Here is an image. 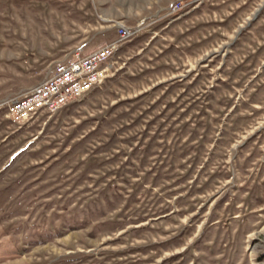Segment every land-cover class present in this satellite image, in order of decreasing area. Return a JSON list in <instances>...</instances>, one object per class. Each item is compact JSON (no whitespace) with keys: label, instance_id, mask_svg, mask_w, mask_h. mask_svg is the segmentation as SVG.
<instances>
[{"label":"rangeland","instance_id":"obj_1","mask_svg":"<svg viewBox=\"0 0 264 264\" xmlns=\"http://www.w3.org/2000/svg\"><path fill=\"white\" fill-rule=\"evenodd\" d=\"M118 24L99 87L10 120ZM0 264H264V0H0Z\"/></svg>","mask_w":264,"mask_h":264},{"label":"built area","instance_id":"obj_2","mask_svg":"<svg viewBox=\"0 0 264 264\" xmlns=\"http://www.w3.org/2000/svg\"><path fill=\"white\" fill-rule=\"evenodd\" d=\"M138 32L137 27L118 24L116 38L91 49H73L46 78L2 105L7 116L14 124L23 126L45 112H57L86 96L104 82L119 48Z\"/></svg>","mask_w":264,"mask_h":264},{"label":"water","instance_id":"obj_3","mask_svg":"<svg viewBox=\"0 0 264 264\" xmlns=\"http://www.w3.org/2000/svg\"><path fill=\"white\" fill-rule=\"evenodd\" d=\"M257 16V15H256Z\"/></svg>","mask_w":264,"mask_h":264}]
</instances>
